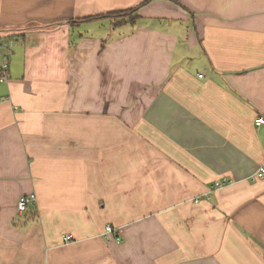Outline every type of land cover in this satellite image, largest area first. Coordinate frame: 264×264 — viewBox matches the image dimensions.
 Listing matches in <instances>:
<instances>
[{"label":"crops","instance_id":"obj_1","mask_svg":"<svg viewBox=\"0 0 264 264\" xmlns=\"http://www.w3.org/2000/svg\"><path fill=\"white\" fill-rule=\"evenodd\" d=\"M146 1L0 0V264H264V0Z\"/></svg>","mask_w":264,"mask_h":264},{"label":"built area","instance_id":"obj_2","mask_svg":"<svg viewBox=\"0 0 264 264\" xmlns=\"http://www.w3.org/2000/svg\"><path fill=\"white\" fill-rule=\"evenodd\" d=\"M7 57L5 54V49L4 47L0 44V85L2 84H6L8 79H9V65H8V61H7ZM203 76L200 75L199 78H202ZM264 125V118L263 117H259L255 120V126L256 127H260ZM264 176V166H261L258 168L257 172L254 175L255 179H261ZM225 183H216L214 185V189H219L221 187H224L226 185H224ZM198 199H195V201L197 202ZM34 203H36V198L35 195H30L29 197H21L18 201L17 204V212L19 214H23L25 212V209L27 208V206L29 205H33ZM117 229L113 228L112 226H106L104 229V234L108 235V234H114L116 235ZM63 242L64 243H69L71 242V237L69 235H63Z\"/></svg>","mask_w":264,"mask_h":264},{"label":"trees","instance_id":"obj_3","mask_svg":"<svg viewBox=\"0 0 264 264\" xmlns=\"http://www.w3.org/2000/svg\"><path fill=\"white\" fill-rule=\"evenodd\" d=\"M150 1H152V0H147L145 3L150 2ZM142 5L143 4H141L140 6L134 8V9H130L127 11L112 12V13H108L106 15H96V16L85 17V18L79 19V21H76V22L71 21V22H69V24H70V26L74 27V26H78V25H82V24L99 22V21L105 19V20H108L111 22L113 28H119V27L126 25V24L135 25L138 18H139L138 14H137L138 10ZM28 207L29 206H27V208L25 209V212L22 215H24V217L29 216L32 219L35 218L36 217L35 211L30 210L31 208L28 209Z\"/></svg>","mask_w":264,"mask_h":264},{"label":"rangeland","instance_id":"obj_4","mask_svg":"<svg viewBox=\"0 0 264 264\" xmlns=\"http://www.w3.org/2000/svg\"><path fill=\"white\" fill-rule=\"evenodd\" d=\"M29 206H32V205H29Z\"/></svg>","mask_w":264,"mask_h":264}]
</instances>
